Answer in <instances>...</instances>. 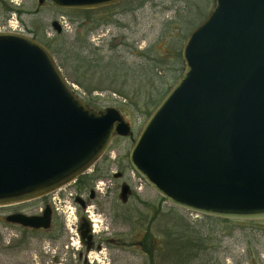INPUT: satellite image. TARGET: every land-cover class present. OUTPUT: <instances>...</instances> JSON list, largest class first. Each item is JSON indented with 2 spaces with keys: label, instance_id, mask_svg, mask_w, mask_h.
Masks as SVG:
<instances>
[{
  "label": "water",
  "instance_id": "1",
  "mask_svg": "<svg viewBox=\"0 0 264 264\" xmlns=\"http://www.w3.org/2000/svg\"><path fill=\"white\" fill-rule=\"evenodd\" d=\"M48 1L95 9L124 0ZM181 56L182 72L136 136L130 165L174 206L264 218V0H214ZM114 135L132 136L119 108L90 107L44 44L0 32V207L74 181ZM7 220L47 229L50 212Z\"/></svg>",
  "mask_w": 264,
  "mask_h": 264
},
{
  "label": "rangeland",
  "instance_id": "2",
  "mask_svg": "<svg viewBox=\"0 0 264 264\" xmlns=\"http://www.w3.org/2000/svg\"><path fill=\"white\" fill-rule=\"evenodd\" d=\"M213 3L214 0H124L95 9H65L48 0L0 1V24L15 15L25 35L46 47L50 44L59 49L61 53L53 57L68 82L84 93L83 100L96 110L119 108L131 127L132 136L114 135L102 155L110 161L116 156L121 164L128 165L127 173L134 187V196L122 208L131 216V222L120 225L116 220L104 234L105 238L116 237L119 241L131 236L134 245L124 250L110 248V239L104 240L102 250H111L115 257L107 255L104 259L110 264H177L178 251L189 250L181 249L177 243L205 239L210 229L228 234L224 244H232L230 250L234 252L243 250V243L253 241L256 236V241L264 243L258 224L218 222L214 216L168 203L128 160L143 124L182 72L184 42L206 18ZM5 5L14 9L6 11ZM54 20L65 23L60 33L51 26ZM115 170L112 165L108 174ZM2 217L0 208V264H51L53 256L60 257L62 264H73L71 254L62 250L64 233H54L58 236L56 246L48 250L46 241L52 234L14 227L6 230ZM147 226L153 248L144 250L135 241L146 234ZM251 229L256 230L248 231ZM252 250L264 252V248L257 249L256 243L252 244ZM95 253L99 251L92 255Z\"/></svg>",
  "mask_w": 264,
  "mask_h": 264
},
{
  "label": "flooded vegetation",
  "instance_id": "3",
  "mask_svg": "<svg viewBox=\"0 0 264 264\" xmlns=\"http://www.w3.org/2000/svg\"><path fill=\"white\" fill-rule=\"evenodd\" d=\"M113 159L110 161L102 158L100 161L101 166H98L99 159L74 181L42 197L1 206L0 208L3 211L1 222L4 229L14 227L33 233L52 234L48 236L46 241L48 250L50 246H56L57 240L55 239H58V236L54 233H64L62 250L71 254L73 264H93L94 261H104V259H107V255L111 259L115 258L111 254V250H102L101 245L106 239H110V248L117 247L123 250L131 248L134 245L131 236H126L127 240L123 241H119V238L116 237H104V234L108 233L106 230L110 231L116 220L120 225L131 222V216L124 212L122 208L134 196L132 177L127 173L128 165L121 164L116 156H113ZM112 165L116 166L117 170L109 175ZM124 189L125 192L123 193ZM46 209L50 212V226L47 229L24 227L7 220L8 216L15 214L39 217L43 215ZM216 218L218 222H232L235 225L258 224L264 235V226H262L264 225V218ZM71 223L75 225L76 234H73L71 230ZM145 231L146 234L137 239L135 243L144 250H149L153 248L151 246L152 236H149L148 232L149 226ZM238 231H240V228ZM217 232L210 229L205 239L179 241L177 245L181 244V249L189 248V250L178 251L177 264H264V252L260 250L254 252L252 250V244L254 243L257 244V249L263 250L264 248L263 240L256 241L258 236L253 241H245L242 247L243 250L234 252V250H230L232 244H224V239L228 234H218ZM82 233L84 238L81 236ZM178 239L180 240L182 237L179 236ZM5 240L6 237H4ZM95 251H99L102 255H99V253L92 255ZM90 258H92V261H90ZM51 264H62L60 257L53 256ZM106 264H110V262L106 261Z\"/></svg>",
  "mask_w": 264,
  "mask_h": 264
},
{
  "label": "built area",
  "instance_id": "4",
  "mask_svg": "<svg viewBox=\"0 0 264 264\" xmlns=\"http://www.w3.org/2000/svg\"><path fill=\"white\" fill-rule=\"evenodd\" d=\"M15 3V0H11ZM60 23L62 24V26H65V23H63V21H60ZM0 31H16V32H22V29L19 26V23L17 21V18L15 17V15H12L6 23L4 24H0ZM73 88L81 95L84 96V93H80L79 89L73 85ZM71 230L73 232V234H76V229H75V225L70 224Z\"/></svg>",
  "mask_w": 264,
  "mask_h": 264
},
{
  "label": "trees",
  "instance_id": "5",
  "mask_svg": "<svg viewBox=\"0 0 264 264\" xmlns=\"http://www.w3.org/2000/svg\"><path fill=\"white\" fill-rule=\"evenodd\" d=\"M5 9H6V11H11L14 8L12 6H10V5H5ZM47 46H48L47 47L48 49L50 48L49 50H50V52L52 53L53 56H55V54L61 53V51L59 49L53 48L52 45L49 44ZM88 105H89V103H88Z\"/></svg>",
  "mask_w": 264,
  "mask_h": 264
}]
</instances>
